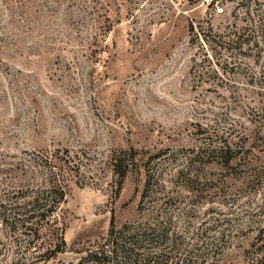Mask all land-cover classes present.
I'll return each instance as SVG.
<instances>
[{
    "label": "rangeland",
    "instance_id": "374dc122",
    "mask_svg": "<svg viewBox=\"0 0 264 264\" xmlns=\"http://www.w3.org/2000/svg\"><path fill=\"white\" fill-rule=\"evenodd\" d=\"M262 19L264 0H0V213L10 162L68 159L46 264H98L112 216L140 264H264Z\"/></svg>",
    "mask_w": 264,
    "mask_h": 264
},
{
    "label": "trees",
    "instance_id": "16d2710c",
    "mask_svg": "<svg viewBox=\"0 0 264 264\" xmlns=\"http://www.w3.org/2000/svg\"><path fill=\"white\" fill-rule=\"evenodd\" d=\"M262 28L264 19L259 27L261 42H264ZM259 40L256 39L255 44L260 43ZM259 79L264 89V73ZM39 160L41 164L29 156L28 159L18 158L10 162V219L0 213V217L3 216L0 218V264H46L66 251L64 229L59 226L57 211L66 195L64 167L68 159L61 161L43 156ZM35 167L38 171L33 170ZM137 235H133L136 239L120 237L112 216L105 243L95 251H87L85 259L98 264H140L136 241L142 240ZM123 238L128 243L119 241ZM120 255H123L121 259ZM146 261L144 264H159L157 258L152 263L150 258ZM182 264L195 263L190 259ZM199 264H204V261ZM247 264H262V259L255 258Z\"/></svg>",
    "mask_w": 264,
    "mask_h": 264
}]
</instances>
